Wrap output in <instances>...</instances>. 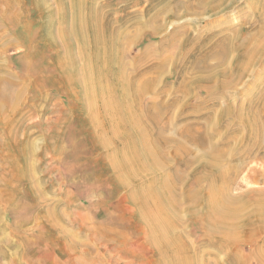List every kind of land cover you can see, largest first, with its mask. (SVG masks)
Segmentation results:
<instances>
[{"label": "bare ground", "instance_id": "1", "mask_svg": "<svg viewBox=\"0 0 264 264\" xmlns=\"http://www.w3.org/2000/svg\"><path fill=\"white\" fill-rule=\"evenodd\" d=\"M55 1L31 0L40 37L44 44H65L64 53L56 56L59 70L70 81L72 90L79 89V97L75 95L81 111L88 113V124L95 129L97 142L107 147L117 144L111 157L120 160H112L110 168L120 191L131 188L127 200L145 227V242L155 257L152 264H264V242L259 245L264 237V189H250V185L264 183V171H253L249 178H243L239 168L224 164L231 157L226 146L233 140L246 139L249 151L262 148L264 122L260 111L254 103L241 104L236 111L232 101L228 102L219 115L221 120L233 121L234 128L242 129L240 134L233 133V137L228 136L231 127H225L226 134L218 141L213 133L218 126L210 127L211 131L208 125L203 126L212 118L210 114L194 113L195 118L205 115L208 120L175 128L180 121L189 119L184 114V103L195 98V90L211 94L221 89L224 94L242 87L244 78L264 56V16L255 32L245 35L244 39L240 36L241 28L232 34L223 30L216 36L217 40L203 37L200 32L195 39L184 25L187 27L194 21L208 23L212 17L231 10L238 0H163L161 10L150 9L142 18L135 16L136 31L132 32L124 30L129 28L126 21L121 24L122 28L118 26L111 1L99 4L98 0H59L65 10L48 12ZM4 2L11 15L21 17V0ZM251 8L254 13L260 10L255 0L251 1ZM168 26L174 27L169 35ZM137 30L139 33L150 31L152 37L162 36L159 48L164 53L169 46L174 49L177 43L183 44L176 46L177 52L168 59L165 55L147 77L140 73L136 76L139 67L131 65L129 73L126 63L129 61L127 46L136 40ZM7 39L8 25L1 15L0 44ZM78 43L81 45L76 51ZM210 43L213 45L209 46ZM149 50L143 51L141 62L147 59ZM234 57L233 68H230L228 63ZM190 58H194L191 66L181 68L176 73L177 83L167 88L180 94V102L145 100L148 91L155 92L159 88L167 62ZM9 71L0 64L2 112L17 104L19 97L16 91L21 84ZM14 91L16 93L12 94ZM232 96L230 94V98ZM176 107L179 113L173 119ZM172 128L178 135L174 140L165 135ZM193 148L201 149L203 154L192 157ZM170 157L175 161L172 166H169ZM148 175L149 180H144ZM53 211L47 212L50 227L58 225L52 220ZM187 223L198 225L201 233L208 237V247L215 254L209 255L207 261L187 242L184 231ZM70 238L69 243H64L70 251L81 246L89 248L88 244L84 246ZM241 242L254 249L242 254Z\"/></svg>", "mask_w": 264, "mask_h": 264}, {"label": "rangeland", "instance_id": "2", "mask_svg": "<svg viewBox=\"0 0 264 264\" xmlns=\"http://www.w3.org/2000/svg\"><path fill=\"white\" fill-rule=\"evenodd\" d=\"M4 1L0 0V16L7 22L11 40L0 44V64L10 70L9 73L21 85L15 90L19 96L17 104L9 110L4 108L3 112L0 111V264H152L155 257L145 242V227L138 221L133 205L127 200L131 188L120 191L114 181V171L110 168L112 160H120L119 157H111L117 144L107 147L97 142L95 129L88 124V113L81 111L77 98L79 89L72 90L70 81L59 70L56 56L64 53L65 44L54 46L43 43L31 0H21V17L11 15ZM105 1L98 0L99 4ZM107 1L114 4L112 9L119 21L118 26L122 28L121 24L126 21L129 28L124 30L128 32L136 31V17L142 18L150 9L161 10L163 3V0ZM251 1L238 0L231 10L212 17L208 23L199 22L198 25L194 21L195 26L190 23V26L184 25L185 29L189 28L190 35L195 39L201 33L203 37L217 40L219 32L224 30L232 34L241 28L240 36L244 39L245 35L255 32L264 16V0H255L260 8L258 13L251 10ZM59 10H65L59 0L48 8V12ZM173 28L168 26L166 33H172ZM137 32L136 40L127 46L129 61L126 63L129 73L131 65L139 67L136 76L140 73L147 77L165 55L168 59L183 44L177 43L174 49L169 46L164 53L159 48L162 36L152 37L150 31ZM89 43L92 54L91 37ZM80 45L77 44L76 51ZM146 49H150L149 55L141 62ZM231 59L228 64L233 68L235 57ZM193 60H175L174 64L167 62L159 88L155 92L148 91L145 100L160 103L174 99L176 103L180 102V94L167 88L177 83L176 73L185 66L190 67ZM132 74L135 75L134 72ZM249 76L244 78L242 87L236 92L225 91L223 94L220 89L208 94L205 90L199 93L195 90V98L184 103V114L189 119L179 123L175 121L178 123L175 128L196 121L204 123L208 120L206 114H217L203 126L208 125V129L218 126L217 132H213L216 141L226 134L225 127H231V135L229 133L228 136L235 137L234 134H240L242 128H234L233 121L221 120L219 116L231 101L236 111L241 104L247 106L254 103L264 122V56ZM230 94L233 95L232 100ZM178 108L172 113L173 119L179 113ZM199 112L204 113V117L195 118L194 113ZM175 128L165 133L172 140L178 136L174 133ZM248 147L249 142L244 138L233 140L226 146L231 157L224 164L239 168L243 178H249L253 171H264V145L253 151H249ZM195 149L192 157L203 154L201 149ZM170 158L168 165L172 166L175 161ZM22 174L27 176L23 178ZM149 178L148 175L144 180ZM250 189L263 190L264 183L250 185ZM52 210V220L58 225L50 227L47 212ZM197 226L188 223L184 226L187 242L207 261V257L215 251L208 247V237ZM69 235L84 246L88 244L90 249L81 246L70 251L64 246L71 240ZM263 242L264 237L259 245ZM241 247L244 255L254 249L244 242H241Z\"/></svg>", "mask_w": 264, "mask_h": 264}]
</instances>
